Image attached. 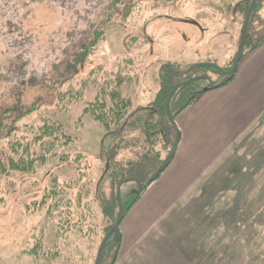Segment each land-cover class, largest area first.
<instances>
[{
	"label": "rangeland",
	"instance_id": "rangeland-1",
	"mask_svg": "<svg viewBox=\"0 0 264 264\" xmlns=\"http://www.w3.org/2000/svg\"><path fill=\"white\" fill-rule=\"evenodd\" d=\"M4 1L0 0V71L7 70V60L22 53L24 59L30 62V70L39 72V75L47 73L58 60V49L62 45L61 41H53L52 35L58 26L55 17L57 13L47 5L30 6L32 20L28 19L19 27L31 37L29 40L32 43L25 45L24 50L19 52V45L14 42L18 36L15 28H12L9 34L7 27H4ZM14 1L20 7L21 3ZM240 1L244 4L246 0H174L166 3L161 0H145L139 3L140 7L130 17H116L104 32V41L90 58L91 62H86L85 67L79 70V75H84L95 65H104L116 72L121 67L120 61L132 59V72L137 75V79L124 85L122 93L133 100L135 108L148 106L160 90L159 72L162 65L181 66L184 69L205 62L224 68L230 66V60L237 53L240 44V32L244 22L245 13L241 10ZM76 20L77 18H74L66 24L63 32L72 29ZM255 20L252 38L257 39L264 33L263 29L260 34V27H264V0ZM88 28V20L80 21L79 29ZM10 38H13V42ZM261 47L264 49V42L255 51L261 50ZM260 56L258 53L255 58ZM246 58L247 56L242 60ZM212 78L213 82L219 76ZM206 83L208 84L207 81ZM2 84L8 86L7 95L4 93L7 88H0V95H3L2 100L6 105L12 86L4 81ZM42 87L27 90L23 94L24 103L31 105L38 101L41 107H45V110L63 125L66 134L74 139L72 145L66 149V154L74 155L75 158L85 153L87 161L77 164L71 159V163L65 164L56 157L45 164L36 163L33 172H12L8 177L2 178L1 264H42L33 261L29 256L19 255L23 254L24 250L33 248L34 237L37 232L42 231L40 225L45 222L44 215L52 202L44 200L45 193L54 183L57 185L56 180H63L61 185H58L63 189L67 181L73 176L75 180L78 179L85 170L87 176L83 182L95 183L102 171L100 148L105 134L104 128L89 115H84L87 104L95 100V92L88 89L81 101H65L59 105L62 108L60 110L55 106L58 90L47 96ZM50 87L53 88L51 85ZM206 94L205 92L200 95L194 104L176 118L177 124L185 122L189 134L182 142V149H188L190 142L200 136L203 139L198 146L204 149L203 158L215 161L209 172L213 176L207 178L208 181L205 180L206 185L199 183L188 195L190 202L199 201L200 204L197 211L199 216L194 214L192 217V223L197 220L190 235L195 238L194 244H191V264H264V112L257 115L251 123L235 122L232 125L229 121L222 124V130L215 127L204 132L207 121L202 123L201 121L205 120L193 117L192 112L197 110V115L204 116L206 120L209 117V121L214 122L210 117L222 110V107L218 106L199 107ZM220 96V92L216 91L205 101L208 105L219 104L222 97ZM184 114H188L187 118L183 117ZM233 126H239L241 129L238 135H233ZM24 127L20 123V131L16 133L19 138L26 137L28 129L25 130ZM13 135L17 137L15 133ZM11 140L7 139L2 147L6 148V144ZM207 166L208 172L209 163ZM217 174L223 180L218 182L217 178H214ZM201 179L199 176V180ZM142 198L123 219L128 217ZM43 200L47 203L39 209ZM180 210H176L175 215H181L185 211ZM186 222L189 223V219H186ZM46 223L48 224L47 218ZM180 225L182 226V223ZM185 239L188 246L189 237L183 241ZM60 247V254H63L64 246L60 244Z\"/></svg>",
	"mask_w": 264,
	"mask_h": 264
},
{
	"label": "trees",
	"instance_id": "trees-1",
	"mask_svg": "<svg viewBox=\"0 0 264 264\" xmlns=\"http://www.w3.org/2000/svg\"><path fill=\"white\" fill-rule=\"evenodd\" d=\"M17 1L21 3L20 7L14 0H5L2 6L6 8L3 12L4 27H7L9 34L15 28L18 36L14 42L19 45V52L24 50L25 45L32 43L29 40L31 37L19 27L28 19L32 20L31 5H47L57 13L55 17L58 26L52 35L53 41H61L62 45L58 49V60L47 73L39 75V72L30 70V62L24 59L22 53L7 60V70L0 71V86L3 85L2 81L12 86L6 105L2 100L3 95H0V183L2 178L8 177L12 172H33L36 163L45 164L56 157L65 164L71 163V159L77 164L87 161L85 153L75 158L74 155L66 154V149L74 139L66 134L63 125L45 107H41L38 101L31 105L24 103L23 94L29 89L43 86L47 96L58 90L55 106L60 110V104L65 101L74 102L76 99L81 101L88 89L92 90L96 97L87 104L84 115L92 117L105 132L100 148L102 171L99 179L95 183H84L87 176L85 170L78 179L75 180L73 176L67 181L63 189L58 187L63 180H56L57 185L54 183L44 196V200L52 202L44 215L45 222L40 225L42 231L37 232L34 237L33 248L24 250L19 257L26 255L42 264H95L98 248L118 217L116 195L119 184L131 178L146 183L173 149L176 130L169 120L166 103L174 86L192 76L203 74H207L212 80L213 76H219L213 82H221L230 72L236 54L230 60V66L225 68L208 62L195 64L187 69L170 64L162 65L159 72L161 87L154 101L148 106L135 108L133 100L122 93L124 85L137 79V75L132 72L134 60L120 61L121 67L116 72L104 65L92 66L84 75H79V70L85 67L86 62H91L90 58L104 41V32L116 17H130L140 7L139 3L145 0ZM161 1L166 3L174 0ZM12 2L15 4H11ZM251 2L252 0H246L244 4L239 2L245 13L243 20ZM261 2L262 0H257L249 20L242 59L264 42V33L257 39L252 38ZM74 18H77L74 27L63 32L66 24ZM85 20H88L89 28L79 29L80 21ZM263 29L264 27H260V34ZM10 40L13 42V38ZM50 85L53 86L52 89ZM207 86L205 80H198L179 89L170 102L172 117L176 120L182 111L205 93L203 89ZM0 88H7L4 92L6 94L8 86ZM20 123L25 126V130L28 129L25 138L16 135L20 131ZM7 139L12 140L6 144V148L2 147ZM173 159L174 157L169 165ZM147 189L140 191L136 184H128L122 189L124 216ZM44 200L39 204V209L47 203ZM60 244L64 246L63 254H60ZM120 247L121 238L110 236L105 243L100 264H115Z\"/></svg>",
	"mask_w": 264,
	"mask_h": 264
},
{
	"label": "crops",
	"instance_id": "crops-1",
	"mask_svg": "<svg viewBox=\"0 0 264 264\" xmlns=\"http://www.w3.org/2000/svg\"><path fill=\"white\" fill-rule=\"evenodd\" d=\"M258 50L240 62L230 83L206 92L205 98L201 100L199 107H222L221 112L210 117L214 122H210L209 117L206 120L204 116L197 115V110L192 112L193 117L205 120L201 121L202 123L207 121L204 132L215 127L222 130V124L229 121L232 125L235 122L251 123L257 115L264 112V49L261 47V50ZM258 53L260 58H255ZM216 91L222 96L221 103L208 105L205 99H209ZM187 115L184 114L183 117L187 118ZM178 127L181 140L173 161L163 175L148 187L143 198L121 223V249L116 264L192 263L190 251L195 238L190 235L197 220L192 223V217L197 214L200 204L199 201L190 202L188 195L199 183L202 185L207 178L213 176L209 172L215 161L203 158L204 149L198 146L203 139L200 136L195 137L188 149L186 147L183 150L182 142L189 134L185 122H178ZM233 127V135H238L241 129L239 126ZM208 163L210 171L207 172ZM199 176L202 177L201 180ZM214 178H217L218 182L223 180L219 174ZM180 209H184V213L175 215L176 210L181 211ZM186 219L190 222H186ZM186 237L190 240L188 246L187 239L183 241Z\"/></svg>",
	"mask_w": 264,
	"mask_h": 264
},
{
	"label": "water",
	"instance_id": "water-1",
	"mask_svg": "<svg viewBox=\"0 0 264 264\" xmlns=\"http://www.w3.org/2000/svg\"><path fill=\"white\" fill-rule=\"evenodd\" d=\"M256 2H257V0H252L251 5H250L249 10H248V13L246 14L244 23H243L242 28H241L240 44H239V47H238V50H237V53H236V56H235V59L233 62V66H232L230 72L227 74V76L221 82H219L217 84L212 82L211 78L207 74H203L200 76H192L189 80L181 82V83L177 84L176 86H174V88L170 92L168 99H167V103H166V110H167L169 120L176 130V137H175L173 149H172L171 153L166 157V159L162 162V164L159 166V168L156 170V172L148 179V181L146 183H141L137 179L131 178V179H127V180H125L119 184V186L117 188V195H116V199H117L118 207H119L118 217L116 219L114 226L104 236V238H103V240H102V242L98 248L95 264H100L103 249H104L105 243L107 242L109 237L114 235V237L117 239L121 238L120 226H121V222L123 221V218H124L123 203H122V198H121L122 189L128 184H136V186L139 188L140 191L147 189L153 182H155L161 176V174L166 170L167 166L169 165L170 160L176 155L178 145H179V142L181 140V132H180V129L178 127L176 120L172 117V115L170 113L169 106H170V102L172 100V97L183 86L189 85L190 83H192L194 81H198V80L207 81L208 86L205 87L203 89V91L208 92V91L215 90V89H218V88H221V87L227 85L234 78V76L236 75V72L239 68L243 54H244L246 35H247V27H248V23H249L251 14H252L253 10L255 9Z\"/></svg>",
	"mask_w": 264,
	"mask_h": 264
}]
</instances>
